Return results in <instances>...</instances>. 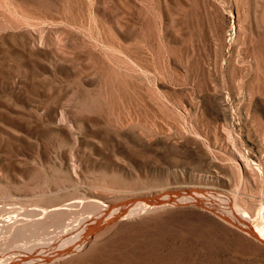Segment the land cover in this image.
Listing matches in <instances>:
<instances>
[{"label": "rangeland", "instance_id": "rangeland-1", "mask_svg": "<svg viewBox=\"0 0 264 264\" xmlns=\"http://www.w3.org/2000/svg\"><path fill=\"white\" fill-rule=\"evenodd\" d=\"M200 186L264 223V0H0V225L65 207L19 238L0 229L1 259ZM51 264H264V244L185 203Z\"/></svg>", "mask_w": 264, "mask_h": 264}, {"label": "bare ground", "instance_id": "bare-ground-1", "mask_svg": "<svg viewBox=\"0 0 264 264\" xmlns=\"http://www.w3.org/2000/svg\"><path fill=\"white\" fill-rule=\"evenodd\" d=\"M238 158H239V163H241L240 165H242V169L245 171L247 166L250 164L249 160L247 159V156L245 154H239ZM78 166L79 165L76 164L75 162L73 163V172L75 174H77ZM147 196L148 197L146 198H139V199L129 198L121 203L110 204L108 207L105 208L107 211L105 216L101 217L100 220L94 223L87 224L83 229H81L77 233L75 237L65 241L57 248L44 250L40 253H27L22 257L8 256L5 259L0 258V264H51L54 262H58L75 252L79 253L80 251H84L85 249H87L96 237H98L101 233H103L106 229L114 225L116 222L120 221L122 218H128L131 216L134 217L136 215H140V214L142 215V213L145 212H153L162 208H166L168 206L182 205L185 203H192L199 206L200 208L206 210L210 215L217 218L218 220L241 230L242 232L251 236L258 242L264 244V223L259 221L257 225L252 224V220H251L252 216L249 210L240 206L239 203H237L236 194L230 195L218 190H212L204 186H200L189 189L178 188V190L177 189L168 190L164 188ZM83 197H88V196L84 195ZM90 199L94 200L96 203L103 202L102 197L100 195H95L93 197L90 196ZM78 201L79 200H72L71 202L66 203L65 205L67 204L75 205ZM62 207L63 206L56 205L49 209L46 208L41 211H38L37 209L36 211L38 212L36 215H38L39 217L34 219L24 218L21 219V222L19 223H17L18 220L14 221L13 223L6 222L5 220H3L6 223L1 224L0 229L9 228L12 231L11 233L13 234V237L18 236L19 238V235L22 232H24L25 229H28L31 226H36V225L45 226L46 224L50 223L52 221L51 217L54 216V214H56L57 212L62 211L61 209L65 208ZM263 212H264V206H262L258 210L257 214L261 215ZM76 231L77 228L75 226H72V227H68L64 232H66V234L70 236ZM17 244L18 242H16V245ZM5 247L6 245L4 246V248ZM13 247L15 246H12L11 248ZM31 249L32 248H29V250Z\"/></svg>", "mask_w": 264, "mask_h": 264}]
</instances>
